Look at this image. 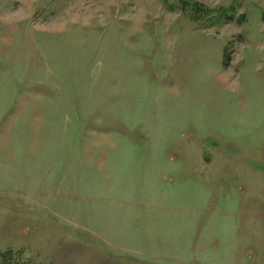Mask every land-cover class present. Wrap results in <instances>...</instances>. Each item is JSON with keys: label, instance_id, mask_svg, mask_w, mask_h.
<instances>
[{"label": "rangeland", "instance_id": "1", "mask_svg": "<svg viewBox=\"0 0 264 264\" xmlns=\"http://www.w3.org/2000/svg\"><path fill=\"white\" fill-rule=\"evenodd\" d=\"M8 250L264 264V0H0Z\"/></svg>", "mask_w": 264, "mask_h": 264}, {"label": "trees", "instance_id": "2", "mask_svg": "<svg viewBox=\"0 0 264 264\" xmlns=\"http://www.w3.org/2000/svg\"><path fill=\"white\" fill-rule=\"evenodd\" d=\"M15 254L10 250L0 251V264H32L22 262L17 256H14Z\"/></svg>", "mask_w": 264, "mask_h": 264}]
</instances>
